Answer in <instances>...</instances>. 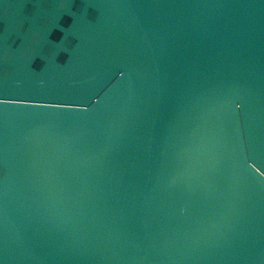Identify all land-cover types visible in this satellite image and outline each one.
I'll list each match as a JSON object with an SVG mask.
<instances>
[{
    "label": "water",
    "instance_id": "1",
    "mask_svg": "<svg viewBox=\"0 0 264 264\" xmlns=\"http://www.w3.org/2000/svg\"><path fill=\"white\" fill-rule=\"evenodd\" d=\"M0 264H264V0H0Z\"/></svg>",
    "mask_w": 264,
    "mask_h": 264
}]
</instances>
